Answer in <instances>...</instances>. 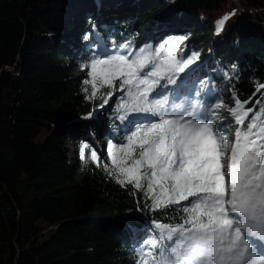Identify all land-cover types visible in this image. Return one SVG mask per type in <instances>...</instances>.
I'll use <instances>...</instances> for the list:
<instances>
[{
    "label": "trees",
    "instance_id": "1",
    "mask_svg": "<svg viewBox=\"0 0 264 264\" xmlns=\"http://www.w3.org/2000/svg\"><path fill=\"white\" fill-rule=\"evenodd\" d=\"M233 12L217 33V21ZM158 16L190 23L197 31L188 52L210 47L215 72L230 60L233 73L221 88L206 83L208 93L228 103L235 91L241 102L251 97L246 107L257 99L256 109L264 107V88L256 92L264 84V0H0V264H135L134 246L152 234L153 219L182 222L183 213L143 209L142 192L108 176L111 161L96 141L122 128L121 113L103 124L105 134L96 115L110 90L85 99L91 84L69 65L75 39L100 36L109 46ZM65 142L88 143L85 159L71 160Z\"/></svg>",
    "mask_w": 264,
    "mask_h": 264
},
{
    "label": "snow or ice",
    "instance_id": "2",
    "mask_svg": "<svg viewBox=\"0 0 264 264\" xmlns=\"http://www.w3.org/2000/svg\"><path fill=\"white\" fill-rule=\"evenodd\" d=\"M234 14L217 21V33ZM181 42L170 39L167 48L148 46L135 55L93 49L82 65L91 69L85 99L97 96L98 83L110 90L101 94V107L114 92L123 93L115 109L123 137L108 143V176L142 192L143 209L183 213L182 222L151 221L152 235L134 246L135 264H264V107L256 109L262 101L248 108L251 97L241 102L233 91L235 106L222 116L221 98L185 91L187 77L180 73L199 53L178 58ZM262 88L257 84L256 92ZM233 122L239 127L230 141ZM89 148H80L82 160ZM90 160L100 166L95 149Z\"/></svg>",
    "mask_w": 264,
    "mask_h": 264
},
{
    "label": "rangeland",
    "instance_id": "3",
    "mask_svg": "<svg viewBox=\"0 0 264 264\" xmlns=\"http://www.w3.org/2000/svg\"><path fill=\"white\" fill-rule=\"evenodd\" d=\"M67 19L69 21L73 20V15L70 18L67 17ZM159 21L160 19L158 16L155 22V25L153 27H147L138 36H132V35L125 36L124 38L120 39L118 43H115L109 46L104 43L103 39L100 38V36L98 37L99 41L97 43H94V42L86 43L85 45H83L80 42H77V39H75V42H73V47L71 50L73 51V56H72L73 59H72V63H69L70 67L74 70L77 76H81L83 80L91 81V76L89 75L91 71L90 66H82V65L87 64L93 49L96 51H100L101 49H106L107 51L111 53H115L117 50H120L122 52L131 51L134 55L139 54L140 52L139 49H144L146 47V43L148 42V39L153 38L154 40L155 38H157V35L156 36L154 35V37L152 35L154 33L157 34L160 32L161 38H159L158 40L150 41V43H148V45H150L152 50H155L161 44H164L165 48H167L168 46L167 42L170 39L171 40L182 39V42L179 44V47L176 52V55L178 58L180 57L186 58L187 56L191 55L193 52L199 53V59L195 63L190 65L189 68L185 69L184 72L180 73L181 79H184L185 77H187V79H190L192 82L191 88H196V85L199 84L200 82L202 83V85H205L204 88H201L203 89V91L201 92V97H204L208 94L207 92L208 87L206 86V83L208 82L218 84L217 87L221 88L223 86L222 84L224 83L223 81L225 77L228 74L233 73L232 66L230 65V60L228 59V60L223 61L220 64V66H217V71L215 72L213 70L215 66L214 61L212 58H210L211 57L210 47L206 46L204 48L197 49L193 51L192 53L188 52L189 47L187 46L190 43V37H188V35L194 34L197 31L196 29L192 28V26H190V23L180 22V20H177V19L165 20V22L163 23L161 22L159 23ZM175 24H177L175 28L173 27L168 28L169 25L174 26ZM88 38H90V36H88L86 39L89 42ZM213 39H216L215 33H213ZM125 44L128 45V48L125 49V48L120 47ZM115 45H117L116 47L118 48L116 50H114L115 48L111 49L112 47H115ZM138 50L139 52H137ZM187 79L185 80V82L187 81ZM197 80L199 82H197ZM97 87L99 89L100 88L108 89L106 87H100L99 83L97 84ZM122 95L123 93L119 91L114 92L112 97L114 96L113 99L115 98V100L113 101V99L110 98L108 104L104 105L101 109L97 111L96 118L98 119V121H100L99 124L100 126H102L101 128L104 133L108 131V128L107 126L103 124L109 123L112 119V115L113 114L115 115L117 100H119V97ZM229 102L235 104L232 97L229 99ZM227 108L225 107L224 109L220 110L222 116L228 115ZM229 119H231V117H229ZM124 123H126V121ZM224 123H227V121H224ZM236 127H239V126L233 122L232 129H231L232 134L229 136L230 141L234 139ZM122 137H123V132L117 130V132H115L112 136L111 135L108 136L107 139H103L102 136H99V138H97V141H96L97 147L99 148L100 155L105 159V161H110V157L108 156V153H107L108 143L110 141L115 142L118 138H122ZM64 147L66 148V150H68V154L71 160L76 161L79 158L80 156V154L78 153V151L80 150L79 148H76L70 142H65ZM140 212L144 213L145 211L142 209ZM146 233L147 234L145 238H147V236L152 235L150 232H146ZM145 238H142V239H145Z\"/></svg>",
    "mask_w": 264,
    "mask_h": 264
},
{
    "label": "bare ground",
    "instance_id": "4",
    "mask_svg": "<svg viewBox=\"0 0 264 264\" xmlns=\"http://www.w3.org/2000/svg\"><path fill=\"white\" fill-rule=\"evenodd\" d=\"M176 26H177V24H175V25L172 26V27L175 28ZM172 27H171V28H172ZM157 32H158V31H157ZM154 35H155V36L157 35V38H155L154 40H158L159 38H161V36H160L161 33H160V32L157 33V34L154 33L152 36L154 37ZM154 40H153V38H152V39L149 38V39H148V42L146 43V47L150 46V45H148V43H150V41H154ZM144 43H145V41H144ZM116 46H117V45H115V47H112L111 49H114V48H115L114 50H116V49L118 48V47H116ZM144 47H145V46H144ZM146 47H145V48H146ZM142 48H143V47H142ZM111 49H110V50H111ZM139 50H141V49H139ZM139 50H138L137 52H139ZM191 83H192L191 80H190V79H187V81L185 82V89H186V90H187V89H191ZM227 116H228V115H227Z\"/></svg>",
    "mask_w": 264,
    "mask_h": 264
},
{
    "label": "water",
    "instance_id": "5",
    "mask_svg": "<svg viewBox=\"0 0 264 264\" xmlns=\"http://www.w3.org/2000/svg\"><path fill=\"white\" fill-rule=\"evenodd\" d=\"M233 1L237 3V0H233Z\"/></svg>",
    "mask_w": 264,
    "mask_h": 264
}]
</instances>
